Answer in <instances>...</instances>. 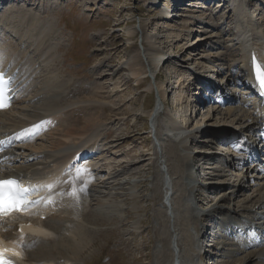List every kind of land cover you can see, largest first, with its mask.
<instances>
[{"label": "rangeland", "instance_id": "rangeland-1", "mask_svg": "<svg viewBox=\"0 0 264 264\" xmlns=\"http://www.w3.org/2000/svg\"><path fill=\"white\" fill-rule=\"evenodd\" d=\"M178 1L181 3L179 7L184 11L179 13L177 9L174 19L169 21L164 18L167 12L164 7L169 6L171 9L172 5L169 3L172 0H2L0 2V33L3 35H9L10 32V29L3 26L1 22L8 15H13L20 23L22 20L24 24L30 17L36 16L40 22L39 29L44 24L50 25L44 44L38 48L39 54L37 52L36 56L38 70L35 78L32 79L27 103L29 104V99L34 97L35 90L46 86L45 79L55 77L59 78L58 80L73 83L72 80L76 77L81 80L78 88L86 91L83 97L80 92L81 96L77 92L75 98H85L84 102L76 104L77 106H70L65 112L59 113L62 115L57 123H53L54 129L63 130L66 122L74 118L78 121L77 116L81 121L84 115L77 112L80 108L89 114L85 117L99 113L103 115L95 134L89 133L85 138L80 164L85 167L94 165L93 168L87 169L96 170L89 177L90 181L93 182L95 178L98 181H106L104 186H107V189L87 192L85 197L83 196L88 206L87 216L85 215L87 218L84 217L88 222L83 220L89 230L86 232V240L93 243L80 255V261L69 259L71 261L69 264H174L170 240L175 235V229L181 239L178 249L181 251L180 264H238L233 263L236 257L229 255L231 247L226 244L233 237H239L242 232L247 234L249 230L261 231L258 218L264 211L259 208V205L250 209L256 203V199L252 202V196L257 187L254 188L251 183L246 184V179L242 182L238 170L230 171L220 162L221 158H227L228 154L235 153L233 148L227 150L220 143L221 133L225 130L232 132L234 129L238 132L239 129L229 123H219L216 114L211 112L216 108L214 105L195 108L194 98L198 99L201 92L199 88H195L197 81L193 86L188 85L196 74H206L203 66L213 63L212 65L221 73L218 80L222 81L224 86L226 84L233 94L238 95L237 89L231 85L235 80L232 75L236 76L237 67L242 65L240 64L242 49L241 45L239 46L238 29H236L238 20L236 2L229 0L228 3L221 2L210 10L199 11L190 8L193 1ZM254 2L261 4L264 9V0H254ZM249 6L251 7V4L246 6V11L250 12L251 16ZM252 15L257 27L255 30L258 33L255 34L257 40L260 36H264V15L257 18L258 12L255 10L252 11ZM163 24H165L164 28ZM143 29L150 35L158 32V29H162L160 33L164 32L165 36H169V33L174 34L172 40L162 46L161 50L165 53V58L158 69L157 74L160 76H157V80L155 76L148 74L136 81L126 65L129 59L137 56L141 55V58H144L149 54H157V50H153L151 41L142 37ZM130 32L134 36H130ZM189 33H192L190 38ZM48 45L51 46V60H48L47 56H43V59L41 57L45 54L41 53L43 47ZM143 58L141 67H147V61ZM101 64L103 74L100 70L95 72V67ZM193 67L194 70L191 71ZM24 72L30 73V71ZM98 72L107 77L102 80V87L100 85L98 87L102 98L96 99L93 97L94 91L97 90L94 88L95 81L89 78L95 79V74H99ZM119 77L121 87L119 91L113 93L111 91L114 80ZM142 79H144L143 83L140 82ZM156 84L160 85L159 89L165 97L161 102L162 112L164 114L166 112L164 117L176 122L187 132H191L190 129L197 125L194 132L198 134V138L195 141L190 140L186 146L188 151L178 146L175 141L173 144L171 143L173 141L165 140V132L158 128L163 118L152 119L150 116L160 100ZM180 85H184L183 89H180ZM75 87L74 91H77ZM177 100L179 105H176ZM199 101L200 99L197 100ZM208 104L212 105L210 102ZM27 105H22L19 101L15 104L12 113L1 115L0 127L9 119L18 117L20 111ZM69 105L72 104L69 103ZM64 116L69 117L64 119ZM189 118H192V121L189 122ZM210 123L213 124L210 127L207 126ZM50 133L53 134V130ZM49 134L43 140L45 142L38 143V147L50 146L46 144L51 140ZM170 144L176 147L178 156L179 154L195 156L198 151H207L206 146H210L211 152L207 156H201L198 161L191 160L190 170L195 169L193 177L200 181L199 184L196 183L197 191L189 196H181L182 189L174 190L177 188L175 187L173 189L175 201L173 200L171 213L164 205L165 174L163 171L166 168L160 164L161 156L167 157L168 160V149H165V146ZM94 147L97 148L95 152L98 154L93 153L94 155L90 157H95L83 160V157ZM171 158L176 160L173 156ZM79 170L83 173L82 169ZM220 182L224 184L209 186ZM236 182L243 188L241 193L237 196L229 195L230 192H236ZM65 189L68 188L65 187ZM71 195L72 193L68 190L67 195L62 198ZM224 195L232 197L230 199L232 202H221ZM191 198L195 199L193 205L189 202ZM53 201H60V197L51 202L44 201L42 205L32 209L26 217L15 219L14 221H17L15 223L19 224L27 219L43 221V218L57 212L53 210ZM180 203H185V207H180ZM217 204L229 208L232 216L239 221L232 230L224 228L222 223L226 213L221 216L218 212L214 214L209 212L211 207ZM195 209L202 212L201 214L207 213L199 222L205 237L203 235L200 237L202 233L197 237V231L193 229L191 230L194 232L189 231L188 228L193 237L197 238L193 248L194 254H192V250L179 230L181 228L177 226L175 228V221L178 222L181 217H192ZM67 217L69 219L71 216ZM63 221L67 224L66 219ZM9 223L0 225V232L11 229L13 223ZM249 223L252 226L246 229ZM4 226L8 228L3 230ZM57 236L60 238L63 234L49 235L50 241H57L59 238L53 239ZM31 251L29 250L28 253ZM52 260L53 264L65 263L57 254L52 255Z\"/></svg>", "mask_w": 264, "mask_h": 264}, {"label": "bare ground", "instance_id": "bare-ground-1", "mask_svg": "<svg viewBox=\"0 0 264 264\" xmlns=\"http://www.w3.org/2000/svg\"><path fill=\"white\" fill-rule=\"evenodd\" d=\"M235 2L236 17L238 19L236 23V29H239V46L241 45L242 49L240 64L242 65L237 67L236 76L232 74L231 75L233 79L238 78V75L240 78L241 76L242 78H244L242 81L237 80V82L246 87V95L241 100H238V98L235 97L236 95L233 94L229 89H227L226 85H222L220 81H215L211 84L210 88V91L216 94L212 98L213 101H204L202 100L201 96L198 97V99L194 98L195 108L197 106L202 108L205 105H214L216 106V108L212 109L211 112L213 114H216L219 123H229L239 129L238 132L236 131V129H234V131L232 132H230V130H225L222 133L220 132V139L223 140L222 142L219 140L220 143H234L240 149H253L252 143L257 140L255 139V136L261 132L263 126L262 111L264 109V100H260L258 98V93L262 92L263 89L257 84L255 80L252 69V61L255 57L258 63L264 65V45L256 42L255 39L250 36V33L257 27L253 22L252 16L248 15V12L246 11V1L235 0ZM166 11L167 12H165L164 16H166L167 18L173 15V13H171L170 11ZM1 22L3 26L10 29V32L9 35L0 34V68L3 69V71H5L6 75L8 76L12 75L15 70H19V75L21 79H23L22 84L25 85V88L21 93V96L23 98H20V101L22 105H27L28 95L30 94V85L33 81L30 75L35 70H38L36 58V56L39 54L38 48H40V46L44 44V41L49 34L48 28L50 25L48 26V24H44L39 29L38 24L40 22L38 21L36 16L30 17L25 24L22 23V20L21 23L17 21L13 15L5 16V18ZM164 27L165 24H163V28ZM37 30L39 31L37 32ZM157 31L158 32L151 35L146 33L144 29L141 31L142 37L146 40H150L151 45L153 46V50H157L156 55L149 54L147 56H144V58L142 57L144 61H147V67H141V65L143 64L141 62V55L140 57L137 56L139 54H137V57H135L134 59H129V63L126 64L132 77H134L136 81L140 80L141 76H146L148 74L155 76L156 80L158 78L157 76H160L159 74H157L158 69L165 58V53L161 49L163 48V44L169 43L172 40V35L174 34L169 33V36H165L166 34H163L164 32L160 33V31L162 32V29H158ZM132 32L129 33L130 36L133 35ZM191 34H188L189 38L191 37ZM42 50L43 52L41 53H45L43 55L41 54L42 59L43 56H47V59L51 60V46L48 45V47H43ZM41 57L38 58L40 59ZM212 64L203 66V69H208L207 71H209V76L210 72H215L213 75L216 77V79H218L221 73L217 72ZM48 68L49 67H47V69ZM102 68V64L98 65L97 67H95V72L99 70L101 71ZM24 71H30V73L25 74ZM101 73L95 74V79L89 78V80L95 81L94 88H96L97 90L99 85L102 87L101 82L102 80H105V77H107L104 75L102 76L103 73ZM58 79L59 78L55 77H49L45 79L46 86L44 85V87L40 88V90H35L34 97L31 98L32 100L29 99L30 103L24 109H22V111H20V109L23 106L17 111V114L20 111V115L18 114V117L14 118L15 120H12L11 118L9 119V121L7 120V123L3 122L6 124H3L0 127L1 138L13 137L16 134H19L20 139H22V144L14 146V148L7 154L8 164L4 166L3 169H0V174H4V176L6 177H12L21 174L31 175L32 177H34L33 179L37 180L38 182V184L34 187L35 189H37V192H34V194H37V196L39 195L40 188H42V191L44 192L49 190V186H51L52 189L49 193L50 197H56L58 193H61L60 190H62L64 187L73 188L74 191L71 196L67 197L66 199H62L57 204L58 211L60 213L59 215H57L58 213L50 215L46 220L43 221H41L40 219H35L31 222L25 220L21 222L20 225L15 229L0 235V237H2L5 241L9 242L10 248L19 252V255L17 257H14L13 259L17 264H53L54 261H51L53 254H57L61 258L62 262L64 261L68 264L71 262L69 261V259L80 261V255H82L85 250L88 249L89 246L93 243L86 240V232L89 230L84 224L83 220L87 221V219H85L87 218L85 217V215L88 211V206L86 205V201L83 200V196L86 194V192L99 190L103 191L107 187L104 186V183L106 181H98L95 178L94 181L91 182L89 178L87 179L88 174H92L96 171L87 170L93 168L94 165L85 167L80 164V156L84 152L82 149L85 145V138L88 137L89 133L95 132V130L101 124V117L103 115L99 113L98 115H90L89 117H85L89 114L85 112L83 108H80L77 112H80L84 115V117L82 116L83 119L81 121L79 120V118H77V116L76 119H78V121L74 120L75 118H72L74 121L72 120L66 122L63 130L59 129L58 131H56L54 129L53 123H57L59 121L60 115H62L59 113L63 111L65 112V110L70 106H77L79 104H82L84 102L83 99L85 98H75V95L77 94V92L78 94L80 92L83 97V93L86 91L82 88H78L80 87L79 85L81 83V80H78V78L76 77H74V80H72L73 83H71L70 81ZM144 79H142L140 82L143 83ZM120 80V77L114 80V85L111 92L114 93L116 91H119L121 87ZM193 83L195 82L192 80L188 83V85L193 86ZM71 84H73L72 87ZM184 85H180V89H183ZM74 87L77 91H74ZM159 88L160 85L156 84V89L160 94V100L157 104V107L154 108L150 113V116L152 117V119H155L157 117L163 118L159 122L158 128L160 127L159 129H163L162 131L165 132V140H171L173 142H170L173 144L177 142L178 146L188 151V148L186 146L190 143V140L194 139L195 141L198 138V134L194 132L196 130L195 128H197V125L190 129L191 132H187L176 122L167 120L166 117H164L166 112L165 114L164 112H162L163 109L161 105V102L165 97L162 94V90H160ZM99 89L104 90V88ZM97 90L94 91L93 97H95L96 99L102 98V93ZM197 95H195V97ZM196 99H200V101L197 102ZM209 102L212 103V105L208 104ZM69 103L72 105H69ZM179 104L180 103L177 100L176 105ZM87 109L90 110L88 107ZM13 110L14 107L11 110L9 109L8 111L1 112L0 115L10 114L13 112ZM104 110L102 109V113H104ZM63 115H65V113ZM20 116H22V118H20ZM68 117L64 116V119H68ZM188 120L190 122L192 121V118H189ZM212 124L213 123H210L207 126L210 127ZM229 128L231 127L229 126ZM52 130L53 134L50 133ZM48 134L51 140L46 144H50V146L38 147V143L47 138L46 136ZM210 134L213 135L212 132H210ZM58 140H60V142H58ZM173 146H171V144L169 146H165V149H168V160L167 157L165 158L164 156L162 157L160 155V164L162 166H165L166 168L165 170L163 169V172L165 174L164 205L170 210V213L171 208H173L174 205L173 189L175 187L177 188H175L174 190L180 188L182 189L181 196H189L197 191L198 185L196 183L199 184L200 181L193 177L195 174V169L190 170V166L192 165L191 160L198 161L201 156H207L209 155V153H211L209 149L210 146H206L207 149H205L207 151H198L197 155L195 156H188L186 154H179L178 156L176 147ZM96 149L97 148L94 147L91 151H89V153H87V155L83 157V160L95 157H90V155L98 154L95 152ZM226 149L229 150L228 148ZM165 156H167L166 153ZM171 156H173L176 160L171 158ZM238 156H236V154H228V157H225L224 159L221 158L220 162L221 164L223 163L225 168L229 169L230 171L238 170L240 174L239 177H242V182L244 179H246V184L251 183V185L253 184L254 188L257 187L254 189V194L252 196V202L256 199V203L250 209H254L255 205H259V208L264 211V175L261 176V174H259V170L256 167L251 170L252 166L249 167L245 164V161L247 159L245 153H242ZM72 160H74L73 165H69V162ZM67 164L69 166V173L74 174L77 173L79 169H82V171L86 173L84 174V181L76 178V183L74 184L64 182L65 180L63 179L65 178V176H63L62 173ZM174 177L176 178L175 180ZM218 184L224 183H214V185L210 184L209 186H216ZM235 186H237L236 192H230L229 195L237 196L239 193H241L243 188L240 183H237ZM61 197H64V195H61ZM231 198L227 197V195H224L221 198V202H232V200H230ZM180 207H185V203H180ZM32 209L33 207H31L30 210L23 212V214L27 215ZM230 211L231 210L229 208L217 204L216 206L211 207V210L209 212L212 214L218 212V214H221V216L223 213H226V218L222 219V223H224V228H226L227 230H232V228H234V226H236L239 221H237L236 218L232 216ZM193 213L194 214L192 215V217H179L180 220L178 222L175 221V228L176 226L181 228L179 230L183 234L184 239L187 241L188 247H190V249L192 250V254H194L193 248L195 247V239L197 238H194L193 234L189 231L191 229L197 231V237H199L200 233L203 232L202 227H199V222L201 218L206 216L205 214L207 212L205 214H201L202 212H199V210L195 209L193 210ZM67 216L71 217L68 219ZM62 219H66L67 224H65ZM259 221L264 224V213L259 217ZM175 231H177V229H175ZM175 231V235L173 234L174 236L170 240V249L172 248V254L174 255V264H180L181 251H179L178 249L181 239H179V234H177ZM53 233L57 235L63 234V236H61L60 238L58 236L56 238H53L55 240L59 238L57 241L53 242L50 241L51 238H49V235ZM202 235L203 233L200 235V237ZM203 237H205V234L203 235ZM226 245L228 247H231V250L228 252L229 255L236 257L234 258L235 260L233 261V263L264 264V237L256 234V232H252L249 236H241V238L233 237ZM201 247H203V245H201ZM29 250L32 251L28 253ZM242 254L246 255L243 256ZM238 256L243 257L237 258Z\"/></svg>", "mask_w": 264, "mask_h": 264}, {"label": "snow or ice", "instance_id": "snow-or-ice-1", "mask_svg": "<svg viewBox=\"0 0 264 264\" xmlns=\"http://www.w3.org/2000/svg\"><path fill=\"white\" fill-rule=\"evenodd\" d=\"M252 69L257 84L264 89V65L258 63L255 57L252 61ZM8 84L9 82L4 79L3 74H0V109L10 106L11 103V97L7 95L6 91ZM49 191H51V186H49ZM32 194L33 190L22 186L17 179L0 178V218L13 212H25L39 204L40 201L29 199ZM46 202H51V197ZM8 253L18 255L14 249L0 247V264H13V261L8 258Z\"/></svg>", "mask_w": 264, "mask_h": 264}]
</instances>
